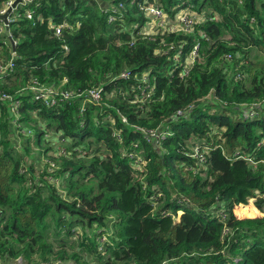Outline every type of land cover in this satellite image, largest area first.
Here are the masks:
<instances>
[{"label": "trees", "instance_id": "obj_1", "mask_svg": "<svg viewBox=\"0 0 264 264\" xmlns=\"http://www.w3.org/2000/svg\"><path fill=\"white\" fill-rule=\"evenodd\" d=\"M154 5L202 22L145 36ZM18 10L15 49L0 34V63L15 62L0 94L67 78L65 89L101 88L103 99L47 106L26 91V136L0 97L1 264H264V216L237 218L258 213L252 199L264 214V0H32ZM64 22L56 37L50 24ZM136 74L150 77L151 98ZM142 129L168 134L154 144ZM103 229L113 231L106 254Z\"/></svg>", "mask_w": 264, "mask_h": 264}, {"label": "built area", "instance_id": "obj_2", "mask_svg": "<svg viewBox=\"0 0 264 264\" xmlns=\"http://www.w3.org/2000/svg\"><path fill=\"white\" fill-rule=\"evenodd\" d=\"M16 0H7L5 2V7L1 11V15L5 14L9 8H12L14 5V2ZM32 0H23L20 4H18L16 7L12 8V13L8 17L9 26L10 24L16 19V16H21V14L17 13L19 10V6L25 5L26 3L31 2ZM120 8H123V5H120ZM146 12L147 17L149 18L150 22L147 26V28L144 30L143 34L148 37H153L155 34L159 33V31L162 32H180V31H188L190 32L195 24H197V17L198 20H200L199 14L195 13L194 11H188L184 14V16L178 17L175 20H170L168 16L165 14L164 10L159 8L157 5L154 6H148L144 10ZM0 15V16H1ZM25 17L28 20H33L34 18V11L33 10H26ZM114 20V18H111V21ZM50 28L52 29L54 35L56 37H60L63 34V31L65 29L71 28L69 24L66 22L55 25L50 24ZM6 25L2 20H0V34H6ZM11 36V33H10ZM12 38V37H11ZM14 41V40H13ZM11 42V41H10ZM15 46L16 42L14 41ZM197 48L191 53L190 57L188 58V62L186 63V66L184 68L183 76H187L189 74V71L191 69V66L194 65V62L197 58ZM179 61V59L177 58ZM15 68V62H14V56H12L11 60L7 64L0 63V74L6 75L9 72H12ZM182 76V75H181ZM119 79H127L130 78L129 72H122L119 76ZM134 78L137 80V87L136 89L142 92V95L149 99L151 98L154 88L151 87L150 77L147 74H143L142 76H139L136 74ZM69 80L67 78H64V80L57 86H48L43 83H41L37 78H31L30 82L27 84L26 87L19 90L16 94H9V93H2L0 94L1 100H3L5 103H8L10 105V114H16L14 117V123L16 124L17 128H19V132L23 135L30 136L32 135V131L26 128H22V124L18 123L20 119L19 109L21 107V99L19 98V95L28 91L31 92L32 95L35 97L36 100L44 102L47 106H54L59 101H71L75 100L77 98H81L85 96L88 101H93L95 103H101L102 102V92L103 90L101 88L99 89H91L87 90V94L84 92L79 93L76 90H70L65 89V86L68 84ZM135 88V87H133ZM134 104H137L138 101H133ZM123 122L127 123V119L123 118ZM142 131L146 134V136L149 138L150 142L154 144H160L161 140H164L168 132L164 131L163 129H156L147 131L142 129ZM51 134L46 135L47 138H49ZM61 139V138H60ZM20 147V143H19ZM58 155H65L66 149L62 146H59L57 148ZM191 156L193 158H196L200 165L203 164L205 160V152L201 150L200 145L193 146L192 148V154ZM246 159V158H245ZM141 160V159H140ZM250 160V159H246ZM138 163V162H136ZM111 233L107 231L106 229H103L102 236L99 237V244L102 254H106V251H103V248L106 243H109V236ZM105 236V237H104ZM109 241H108V240ZM1 264V260H0ZM13 264H27L23 262L22 259H18ZM39 264H53L52 261L50 262H41ZM58 264V262L56 263Z\"/></svg>", "mask_w": 264, "mask_h": 264}, {"label": "rangeland", "instance_id": "obj_3", "mask_svg": "<svg viewBox=\"0 0 264 264\" xmlns=\"http://www.w3.org/2000/svg\"><path fill=\"white\" fill-rule=\"evenodd\" d=\"M185 13H187V11H185V12H182V15L181 16H184V14ZM200 16V15H199ZM171 21H172V19H171ZM197 23L199 24L200 22H202V18L200 17V20H198V17H197ZM190 57V56H189ZM35 147V146H34ZM39 149V150H38ZM41 151V152H40ZM32 156L34 157V158H36V160L38 159V157H41V155L43 154V149L42 148H39V147H35V148H33V150H32ZM45 154V153H44ZM84 154H86V152L84 153ZM35 170H37L36 171V175L43 169V167H42V164L40 163V164H36V166H35ZM255 199H252V200H250V202H249V204L247 205V206H249V207H251V208H253V209H256L257 211H258V213H256V215L253 217H246V215H236L237 216V218L238 219H241V220H244V219H255V218H259V217H262V216H264V214H262V212H260L256 207H255ZM247 206H244V207H247ZM239 207V206H238ZM238 207H236V209L238 208ZM242 207V206H241ZM236 209L234 210L235 212H236ZM236 214V213H235ZM115 219H117V216H112L111 217V220L112 221H115ZM177 219H179V218H177ZM88 231V230H87ZM94 232H95V230H93ZM92 232V231H91ZM110 233H111V235H113V231L112 230H110ZM105 237V236H104ZM108 240V239H107ZM109 241V240H108ZM13 264V263H12Z\"/></svg>", "mask_w": 264, "mask_h": 264}, {"label": "water", "instance_id": "obj_4", "mask_svg": "<svg viewBox=\"0 0 264 264\" xmlns=\"http://www.w3.org/2000/svg\"><path fill=\"white\" fill-rule=\"evenodd\" d=\"M22 1H23V0H16V1L14 2L13 7H16V6H17L18 4H20ZM13 7H12V8H13ZM12 8H9L5 14L1 15V16H0V20H2V21L4 22V24L6 25V30H7L6 35L9 36L10 41H11V44L13 45V48L15 49V43H14L13 39H12L11 36H10V26H9V21H8V17H9V15L12 13Z\"/></svg>", "mask_w": 264, "mask_h": 264}]
</instances>
